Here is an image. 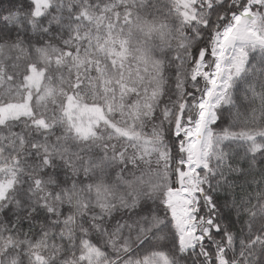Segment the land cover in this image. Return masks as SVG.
Listing matches in <instances>:
<instances>
[{
    "label": "snow or ice",
    "instance_id": "snow-or-ice-1",
    "mask_svg": "<svg viewBox=\"0 0 264 264\" xmlns=\"http://www.w3.org/2000/svg\"><path fill=\"white\" fill-rule=\"evenodd\" d=\"M0 264H264V0H0Z\"/></svg>",
    "mask_w": 264,
    "mask_h": 264
}]
</instances>
